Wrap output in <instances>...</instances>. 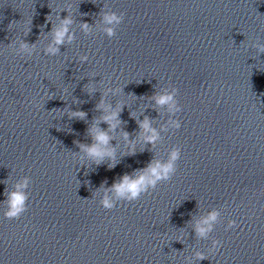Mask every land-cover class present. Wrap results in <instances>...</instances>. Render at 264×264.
Returning a JSON list of instances; mask_svg holds the SVG:
<instances>
[{
  "label": "clouds",
  "instance_id": "9594fccd",
  "mask_svg": "<svg viewBox=\"0 0 264 264\" xmlns=\"http://www.w3.org/2000/svg\"><path fill=\"white\" fill-rule=\"evenodd\" d=\"M119 17H117L115 14H110L106 15L104 17V20L106 23H114V22H119ZM71 21L69 19H64L63 24L58 27L55 30L54 33V38H55V43L60 44L63 43L64 38L66 34L68 33V27ZM87 28V25L84 26ZM108 34L112 35L113 30L111 28L107 29ZM68 39H71V36H68ZM22 47H26V45H22ZM57 48L55 47H49L48 52L50 53H56ZM158 104H165L168 103L169 101L172 100L171 95H161L156 98ZM81 117H83V113L79 114ZM113 120H116L118 122V113L113 112L110 115H107L104 117V121L108 122L111 127H115V124L112 123ZM141 127L146 131V132H151L152 135L147 137V140L149 142L154 141L156 139V133L155 131L150 127V124L147 120L143 121L141 124ZM175 127L179 128L180 124L175 123ZM110 137L107 135L106 132L103 131H98L96 135L94 136V141L95 143L90 146L85 148L84 150L89 154V156L96 158L98 160H102L105 156H111L112 153L111 151H107L103 146H106L109 143ZM180 156L179 150H174L171 153V159L169 163L165 165H160L156 164L155 166H150L148 171L151 173L152 177L154 178H149L146 175H141L135 180H132L128 176H124L121 180L120 183L114 185L116 192L119 196H125L127 195L129 199L137 198L141 191L145 189L146 184H151L155 185L156 181L159 179H168L169 174L174 171V166L173 162L176 161ZM27 181H25L24 184L18 185V189L26 187ZM25 195L21 191H17L14 193L8 194V212L6 213V216L8 219H14L18 218L20 214L25 210L24 207V202H25ZM104 205L108 208L112 207V203L106 198L104 200ZM218 216V213L213 211L211 212L206 218H204L202 221L198 222L196 226V231L200 236H206L207 233L211 230L212 224L216 221ZM231 227H235V222H230ZM218 243V242H217ZM203 258V257H201Z\"/></svg>",
  "mask_w": 264,
  "mask_h": 264
}]
</instances>
